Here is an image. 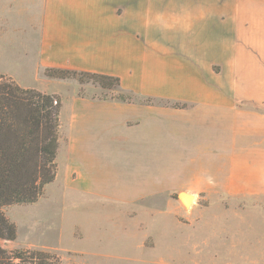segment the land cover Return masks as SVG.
<instances>
[{
    "label": "crops",
    "instance_id": "1",
    "mask_svg": "<svg viewBox=\"0 0 264 264\" xmlns=\"http://www.w3.org/2000/svg\"><path fill=\"white\" fill-rule=\"evenodd\" d=\"M46 68L188 104L72 95L63 150L65 182H81L74 194L104 196L109 179L131 181L107 195L125 201L175 191L264 200V0H0V74L58 94L42 87L61 83Z\"/></svg>",
    "mask_w": 264,
    "mask_h": 264
},
{
    "label": "rangeland",
    "instance_id": "2",
    "mask_svg": "<svg viewBox=\"0 0 264 264\" xmlns=\"http://www.w3.org/2000/svg\"><path fill=\"white\" fill-rule=\"evenodd\" d=\"M28 57L32 62L34 55ZM11 62L17 69L24 64L19 56ZM17 73L33 82V71ZM60 81L42 86L47 92L58 91L54 101H67L66 108L60 109L56 176L37 201L3 208L17 230L14 240L0 239L3 248L42 249L55 254L60 264H264V200L261 204L254 199H222L210 204L201 195L184 194L187 206H183L175 191L125 201L107 195L118 188L129 192L131 181L109 179L102 184L104 196L74 194L71 185L81 182H69V187L64 180L68 99L74 94L108 98L120 91L85 77L80 83Z\"/></svg>",
    "mask_w": 264,
    "mask_h": 264
},
{
    "label": "trees",
    "instance_id": "3",
    "mask_svg": "<svg viewBox=\"0 0 264 264\" xmlns=\"http://www.w3.org/2000/svg\"><path fill=\"white\" fill-rule=\"evenodd\" d=\"M44 75L59 80L88 78L101 87L115 85L120 94L98 100L186 108L187 103L142 96L123 89L116 76L77 70L46 68ZM54 95L24 88L0 74V239L14 240L16 225L5 215L9 205L37 201L46 184L54 180L59 147L60 104ZM0 264H60L42 249L7 250L0 245Z\"/></svg>",
    "mask_w": 264,
    "mask_h": 264
},
{
    "label": "water",
    "instance_id": "4",
    "mask_svg": "<svg viewBox=\"0 0 264 264\" xmlns=\"http://www.w3.org/2000/svg\"><path fill=\"white\" fill-rule=\"evenodd\" d=\"M182 191L177 193V199H179V201L182 203L183 206H187V201H185L183 198L180 197V193Z\"/></svg>",
    "mask_w": 264,
    "mask_h": 264
},
{
    "label": "built area",
    "instance_id": "5",
    "mask_svg": "<svg viewBox=\"0 0 264 264\" xmlns=\"http://www.w3.org/2000/svg\"><path fill=\"white\" fill-rule=\"evenodd\" d=\"M54 104H56V101H54Z\"/></svg>",
    "mask_w": 264,
    "mask_h": 264
},
{
    "label": "bare ground",
    "instance_id": "6",
    "mask_svg": "<svg viewBox=\"0 0 264 264\" xmlns=\"http://www.w3.org/2000/svg\"><path fill=\"white\" fill-rule=\"evenodd\" d=\"M180 197H181V195H180ZM181 198H183V197H181ZM185 200V199H184Z\"/></svg>",
    "mask_w": 264,
    "mask_h": 264
}]
</instances>
